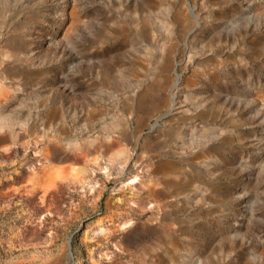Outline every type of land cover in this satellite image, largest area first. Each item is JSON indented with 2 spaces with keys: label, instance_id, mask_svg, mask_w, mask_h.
I'll use <instances>...</instances> for the list:
<instances>
[{
  "label": "rangeland",
  "instance_id": "obj_1",
  "mask_svg": "<svg viewBox=\"0 0 264 264\" xmlns=\"http://www.w3.org/2000/svg\"><path fill=\"white\" fill-rule=\"evenodd\" d=\"M0 264H264V0H0Z\"/></svg>",
  "mask_w": 264,
  "mask_h": 264
},
{
  "label": "water",
  "instance_id": "obj_2",
  "mask_svg": "<svg viewBox=\"0 0 264 264\" xmlns=\"http://www.w3.org/2000/svg\"><path fill=\"white\" fill-rule=\"evenodd\" d=\"M70 245V244H69ZM68 255L71 257L72 256V253H71V251L69 250V252H68Z\"/></svg>",
  "mask_w": 264,
  "mask_h": 264
},
{
  "label": "crops",
  "instance_id": "obj_3",
  "mask_svg": "<svg viewBox=\"0 0 264 264\" xmlns=\"http://www.w3.org/2000/svg\"><path fill=\"white\" fill-rule=\"evenodd\" d=\"M166 190V189H165Z\"/></svg>",
  "mask_w": 264,
  "mask_h": 264
}]
</instances>
